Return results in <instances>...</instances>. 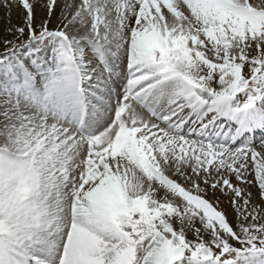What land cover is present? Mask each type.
Returning <instances> with one entry per match:
<instances>
[{"label":"snow or ice","instance_id":"6c2138e0","mask_svg":"<svg viewBox=\"0 0 264 264\" xmlns=\"http://www.w3.org/2000/svg\"><path fill=\"white\" fill-rule=\"evenodd\" d=\"M20 4L0 264H264V0Z\"/></svg>","mask_w":264,"mask_h":264},{"label":"rangeland","instance_id":"374dc122","mask_svg":"<svg viewBox=\"0 0 264 264\" xmlns=\"http://www.w3.org/2000/svg\"><path fill=\"white\" fill-rule=\"evenodd\" d=\"M30 2L35 3V0H30ZM5 4H7V0H0V10L2 13L0 17V53L7 52L11 49L12 45L11 44L6 45L5 43L6 41H14L16 44H19L21 42L20 40L17 39L16 33L13 30L25 26V14L24 11L22 10L20 0H14V3H12L7 7L3 6ZM4 15L5 18H3ZM7 15H9V17L11 18H8ZM3 78H4L3 75L0 74V79ZM233 184L235 185L237 183H233ZM235 186L239 187L238 184ZM246 191L250 192L254 197L255 206L257 208H262L260 202L261 194L258 192V190L255 187H252L246 189ZM208 198L211 202H214V204L218 207V210H222L227 214L230 223L233 226H235L236 214L234 211V207L231 203V200L235 199V197H232L231 193L225 195L220 192H216L210 195ZM237 203H242V200H237ZM262 211H264V208H262ZM188 238L193 239L191 235H189ZM236 246L241 247L240 245H236Z\"/></svg>","mask_w":264,"mask_h":264},{"label":"bare ground","instance_id":"6f19581e","mask_svg":"<svg viewBox=\"0 0 264 264\" xmlns=\"http://www.w3.org/2000/svg\"><path fill=\"white\" fill-rule=\"evenodd\" d=\"M1 15H2V13H1V10H0V17H1ZM6 15V14H5ZM5 15L3 16V18H5ZM8 16V18H11V17H9V15H7ZM12 16V15H11ZM7 22V21H6ZM0 54H3V52L2 53H0ZM2 78V77H1ZM187 127H190V125L189 126H187ZM261 135H264V134H258L256 137H254L255 139H259V137L261 136ZM174 178H176V179H179L178 177H174ZM231 179H232V181H233V183H237L238 185H239V187L241 186L240 185V183L238 182V181H236L235 180V178L234 177H231ZM249 179H251V177H249ZM237 184H235V185H237ZM257 190H258V186H256L255 187ZM262 207V206H261Z\"/></svg>","mask_w":264,"mask_h":264}]
</instances>
